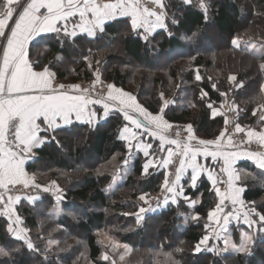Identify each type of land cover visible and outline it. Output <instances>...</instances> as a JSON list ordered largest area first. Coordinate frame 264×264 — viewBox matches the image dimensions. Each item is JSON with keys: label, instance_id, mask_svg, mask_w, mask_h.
Returning a JSON list of instances; mask_svg holds the SVG:
<instances>
[{"label": "trees", "instance_id": "trees-1", "mask_svg": "<svg viewBox=\"0 0 264 264\" xmlns=\"http://www.w3.org/2000/svg\"><path fill=\"white\" fill-rule=\"evenodd\" d=\"M204 3L206 14L200 0L190 4L164 0L166 29L148 36L147 42L142 32L137 35L131 30L129 19H118L108 23L95 38L77 36L73 40L64 38L62 33L40 37L32 42L29 58L34 66L37 62L40 68L49 66L63 84L87 83L94 77L92 69L99 68L104 81L135 95L153 114L163 104V93V99L171 103L163 113L165 119L178 126L191 125L200 138L219 137L227 115L213 118L212 109L226 103L228 97V105L235 104L237 108L233 111L236 124L258 126L261 115L253 113L263 102L264 0ZM234 39L238 46L233 44ZM251 44L259 48L250 47ZM116 55L121 57L116 59ZM218 65L222 71L214 77L211 73ZM233 73L237 74L236 85L229 81ZM197 75L200 80H196ZM240 83L243 86L237 88ZM202 92L207 93L203 98ZM125 124L119 112L96 126L76 123L56 132L59 143H45L36 151L28 165L30 173L37 175L51 165L72 177L71 186L62 185L63 214L56 217L52 213L56 203L50 194H44L35 203L23 200L19 204L18 216L30 230L36 250H29L23 240L12 237L6 219L0 216V247L10 253L0 264H79L77 252L83 253L90 264H117L123 251L113 253L99 239V233L107 229L120 246L131 249L124 264H264L262 231L252 230L250 253L194 251V246L208 233V213L219 202L205 177L195 189L189 180L184 182L185 194L195 201L194 207L182 199L147 215L142 223L137 221L138 199L142 194L148 198L158 195L165 173L143 174L146 159L141 153L131 154L119 139ZM80 144L88 147L93 163H87L89 158L84 156ZM128 163L130 171L124 181L115 180ZM239 168L246 188L245 202L264 213V171L249 161L241 162ZM114 184L118 188L112 191ZM197 214L199 219H192ZM72 216L78 219L73 220ZM40 219L50 222L44 231ZM51 227L61 229L50 236L57 242L52 248L45 235ZM240 229L251 231L242 225L234 230L236 244ZM70 239L81 243L66 250Z\"/></svg>", "mask_w": 264, "mask_h": 264}, {"label": "snow or ice", "instance_id": "snow-or-ice-1", "mask_svg": "<svg viewBox=\"0 0 264 264\" xmlns=\"http://www.w3.org/2000/svg\"><path fill=\"white\" fill-rule=\"evenodd\" d=\"M153 5L163 8L162 0H150ZM185 4H190L192 0H183ZM200 7L207 13V6L204 0H200ZM79 18V23H73L69 30V21L71 18ZM118 17L130 18V28L133 32L140 35V29H143L144 40L147 42L148 34L152 33L156 28H165L162 22V13H159L146 5L142 6L141 0H0V40L5 43L2 45V58H0V202L7 207V215L11 217L14 209L11 205L18 203L20 197L13 198L10 194L9 185H23L24 187L35 186L38 184H30L27 179V173L24 170L26 157L31 154L34 149L43 146L45 143L56 141V132L62 127L73 124L75 121L88 125H93L98 117V113L90 108V105L101 104L103 109V118H107L113 107L108 101L113 102L116 110L121 112L123 120L128 124L134 125L135 129L143 130V133L150 135L160 141V148L164 149L165 144L175 145L179 151L174 152L172 147L166 149L167 158L162 159V164L167 167L173 163V156H179V167L176 168L174 180L171 182L166 176L162 185V190L169 193L172 204H178V197L184 196L190 206H195V201L187 197L183 187L180 185L181 176L185 168H191L190 177L191 187L197 186V180L201 175L202 166L197 162L198 156L211 157L216 160L217 157H223L225 168L221 171L228 174V188L221 194L218 182L213 177L212 171L208 170L207 176L213 182L212 191L220 197L216 208L208 213L210 220L220 222L217 213L222 212L225 200H229L233 206L240 205L243 207L244 202L241 200L243 187H236L234 180L239 177L231 170L232 165L240 156H247L258 163L260 169H264V152H226L223 138L227 129L221 131L219 137L215 140H199L198 144L203 147H197L192 144L195 138L191 125L187 126L188 136L186 141L179 139H170L164 133L172 126L163 118L165 109L169 106V101L161 99L163 104L157 114L147 111L145 108L136 103L135 98L130 94L123 93L120 89H115L114 85H108L110 91L107 99H91L87 93L89 89H81L79 85H71V89L79 91V94H71L68 90L69 86L64 84L55 85V73L49 66H34L28 56L27 45L34 37L41 36L45 33H55L58 36L62 33L64 38L75 39L78 35L77 29L81 34H86L90 38H95L97 32L103 33L107 22L117 19ZM154 18V19H153ZM173 23H178L173 20ZM59 25V26H58ZM238 39V38H237ZM237 39L233 40V44L237 45ZM89 68L92 65L89 64ZM38 69V70H37ZM96 75V82L100 81L99 68L92 69ZM196 80L201 77L197 75ZM230 80H236L235 76ZM215 88V85H213ZM115 90V93L112 91ZM206 92H202V97L206 96ZM221 95H225L221 93ZM212 107L211 104L208 105ZM143 117L144 123L137 118L136 114ZM214 111L213 116L219 115ZM256 114L255 112L253 113ZM260 120L264 121V115L260 116ZM227 124L228 121L226 120ZM126 124L123 128L122 138L129 141L131 148V140L136 139L137 131H132ZM236 132H243L244 129L239 123L235 124ZM247 137L251 142L252 137H258L259 141L264 142V132L257 133L254 130L247 131ZM179 136V132L176 133ZM228 145L234 143L231 136L228 137ZM215 145L216 150H209L208 146ZM139 147V142L137 144ZM144 156H149L148 149L151 144H145ZM264 147V144L261 145ZM190 161V163H189ZM127 161H125L126 163ZM154 161L148 160L142 166L143 174H148L150 167H154ZM55 183V182H53ZM44 191H48L44 188ZM7 194V199L5 196ZM140 200L145 201L146 196L141 195ZM160 198H157L159 204ZM164 205H168L169 196L163 198ZM155 211L149 207H141L140 213ZM230 217L236 220L241 218L239 210L235 209L223 216L224 231H227V225L230 223ZM243 222L249 228L257 231H264V213H259L254 207L247 209L242 214ZM143 219L137 216V221ZM192 219H199V215H195ZM20 217L17 215L13 222L18 224ZM208 226L206 225V228ZM8 231L12 233L17 240H23L29 250H36L35 245L30 239L24 235L25 229L14 228L9 225ZM216 239L221 238V233L213 229ZM210 239L205 235L194 246L195 252L201 251V245L206 244ZM243 241L240 246L233 245L238 253L250 252L249 244L253 243V237L247 233L243 234ZM227 244V240H225ZM211 250V249H209ZM9 251L0 248V256H8ZM107 260V255L104 256Z\"/></svg>", "mask_w": 264, "mask_h": 264}, {"label": "crops", "instance_id": "crops-1", "mask_svg": "<svg viewBox=\"0 0 264 264\" xmlns=\"http://www.w3.org/2000/svg\"><path fill=\"white\" fill-rule=\"evenodd\" d=\"M147 2H150V0H146ZM107 2V0H106ZM142 2V0H141ZM151 3V2H150ZM162 4H163V8L161 7H158L157 5H153L151 3V5L153 6H156L158 9H157V12L159 13H162V22L166 25V10H165V7H164V0H162ZM142 6H144V4H142ZM118 19H129L128 17H118L117 19L115 20H118ZM154 19V18H153ZM115 20H112V21H115ZM112 21H109L106 23V25ZM73 23H79V18L78 17H75V18H71V20L69 21V30H71L72 28V24ZM105 25V26H106ZM59 26V25H58ZM165 28H156L152 33L148 34V36H151V35H154L155 33L161 31V30H165ZM140 32H142L143 36H144V32H143V29H140L139 30ZM77 32H78V35L77 36H87L86 34H81L79 32V29H77ZM50 34H54V33H45V34H42L41 36H37V37H34L33 39H31L29 42H28V45H27V50H28V56H29V50H30V46L32 44V42H34L36 39L40 38V37H43V36H47V35H50ZM99 34V32H97L96 36ZM88 37V36H87ZM90 38V37H89ZM5 42L2 40V44H4ZM0 58H2V48L0 50ZM30 59V58H29ZM100 82V81H99ZM236 82V80H235ZM54 84L56 85V78L54 77ZM110 85V84H108ZM115 86V85H114ZM243 84L240 83L237 88H240L242 87ZM109 89V88H108ZM115 89H119L115 86ZM110 91V89H109ZM108 91V92H109ZM115 93V90H112ZM123 93H126L124 91H122ZM71 94H79V93H71ZM108 95V94H107ZM107 95L105 96H89L91 99H100L102 102L105 101L107 99ZM136 101V100H135ZM109 104L113 107V110L109 113L108 117L115 113V112H119L116 110V106L113 104V102L111 101H108ZM136 103H138L136 101ZM139 104V103H138ZM140 105V104H139ZM141 106V105H140ZM90 108L94 111H96L98 113V117H97V120L96 122L93 124L94 126L104 122L107 118H103V109H102V106L101 104H96V105H90ZM225 109V105H220L218 107H214L212 109V117L215 118V117H219V116H223V115H227L226 112L224 111ZM148 111V110H147ZM216 111V112H219L220 114L219 115H215L213 116V112ZM232 111H235V108L233 107L232 108ZM121 115L122 113L119 112ZM123 116V115H122ZM137 118L141 120L142 123H144V119L143 117L139 116V114L137 113L136 114ZM163 118L165 121H167L163 115ZM73 124H85V123H82V122H77L75 121V118L73 117ZM126 124H128L127 121H125ZM168 122V121H167ZM169 123V122H168ZM72 124V125H73ZM125 124V125H126ZM171 124V123H169ZM71 126V125H70ZM128 126L130 127V129L132 131H137L138 133H143V130H137L135 129V126L134 125H130L128 124ZM171 128L168 129L167 132H165L164 134L170 138V139H179V140H182V141H186V138L188 136V132H187V126L188 125H182V126H178V125H174V124H171ZM180 127V129L178 130L176 127ZM66 127H69V126H66ZM66 127H62V128H66ZM61 128V129H62ZM124 128V127H123ZM123 128L122 130L120 131V134H119V139L123 142L126 143L127 147H128V150L130 151V153H141L143 155V157L146 159L145 162H147L148 160H153L154 161V164L155 166L154 167H150L149 170H148V173L151 172V171H156V172H164L165 173V177L167 176L169 178V181L171 182L172 180H174V176L175 175H171V165H168L167 167H165L163 164H162V159H166L167 158V151L166 149L169 148V147H172L174 152L176 151H179V149L175 146V145H168V144H165V148L164 149H161L160 148V141L154 137H152L150 135V133H143L142 135H138V137L136 139H132L131 137H129V140H131V145L132 147L130 148L129 147V141L128 140H125L124 138H122V133H123ZM193 128V127H192ZM251 129V128H249ZM225 130V128L223 129V131ZM252 130V129H251ZM255 131V130H254ZM179 132V136L176 135V133ZM257 133L259 132H264V130L262 131H256ZM193 134L195 136L196 139H194L192 141V144L197 146V147H203V146H200L198 144V141L199 140H208V139H204V138H200L198 136H196L195 132H194V129H193ZM258 139V137H255ZM215 140V139H214ZM259 140V139H258ZM139 142V147L137 146ZM223 143L224 145L226 146L223 150L226 151V152H239V153H246V152H256V151H253L251 149H247V150H242V149H231V147L229 148L228 147V143H227V138L225 139V137L223 138ZM264 144V142H262ZM145 144H151L152 147L150 149H148L150 155L149 156H144V147L143 145ZM44 146V145H43ZM41 147L39 148H36L33 150V152L31 154H28L27 157H26V162H25V165H24V170L25 172L27 173V179H29L30 181V184H37L35 182V180L33 179V176L31 175V173L28 171V165L33 161L34 157L37 155L36 154V151L39 150ZM208 149L209 150H216V146L215 145H211V146H208ZM175 156V155H174ZM173 156V157H174ZM180 159V157H179ZM244 161H249L251 162L253 165H255L257 168H259L258 166V163L256 161H254L253 159H249L247 156H240L239 158L236 159V161L234 162V164L232 165V168L231 170L234 171V173L239 177L238 180H234L233 181V184L234 186L236 187H243L244 188V191L241 193V200L244 202L243 204V207H241L239 204L238 205H235L233 206L231 204V202L229 200H225L224 202V205H222V208H223V211L222 212H218L217 213V216L218 218H220V222L217 223L216 220H210L209 219V225H208V233L207 235L210 237V239L206 242L205 245H208V246H213V243L214 244H217L219 241L224 244L225 243V240H223V236L221 238V240H219L218 242H216V240H214L213 236H211L210 234L213 232V229H218L220 231H223L224 233L226 231L223 230L224 228V224H223V216L225 214H227L228 212L230 211H233L234 208L239 210V212L241 213V218L239 220H236V219H233L230 217V223L226 226L227 227V230L232 227L234 224H241L242 226H245V227H248L246 224H244L243 222V218H242V214L249 208H251V206L249 204H247L244 200V192L246 190V188L242 185V180H241V173H240V168H239V164L241 162H244ZM197 162L202 166V169H201V175L199 177V179L197 180V184L199 182V180L202 178V177H205L210 183L211 185L213 186V182L210 181L208 179V176H207V172L208 170H211L212 171V175L213 177L217 180L218 184L217 186L220 188V191H221V194H223L225 192V190L228 188V184H227V181H228V174L227 172H223L221 171L222 168H225L226 165L224 163V159L223 157H217V159L214 161L212 160V158L209 156V157H204V156H198L197 157ZM190 163V161H189ZM260 169V168H259ZM264 171V169H261ZM191 174H192V170L191 168H185L182 176H181V180H180V185L183 187L184 189V182L189 180L190 181V184H191V180H190V177H191ZM12 185H9L8 187H11ZM31 188L29 189H33L34 190V194H24V193H18V194H11L13 196V198L19 196L21 199L18 203H15L13 205H11L10 207H12L14 209V212H13V215L12 216H16V214L18 215L17 213V207L19 206V204L25 200V201H28L30 203H35L37 202L40 198H39V195L40 194H43V193H47V191H44V188L42 186H40L39 188H36L35 186H30ZM0 191H5L4 189H0ZM184 193H185V189H184ZM166 196H169V203L168 205H164L163 203V199L160 198V201H159V204L158 202L156 204H153L152 202L149 203L150 206L154 205L153 209H155L154 212L152 213H158L160 212L161 210H164L166 209L169 205H171V197H170V194L166 192L165 194ZM218 197V196H217ZM5 199H7V194L5 196ZM178 199V202L180 199H185V197L182 195L180 197L177 198ZM218 199L220 200V197H218ZM219 203V202H218ZM7 207L3 202H0V216L2 217H5L8 219V215L6 214L7 213ZM249 228V227H248ZM251 229V228H250ZM255 230V227L252 228V230ZM256 231V230H255ZM26 233V232H25Z\"/></svg>", "mask_w": 264, "mask_h": 264}, {"label": "rangeland", "instance_id": "rangeland-1", "mask_svg": "<svg viewBox=\"0 0 264 264\" xmlns=\"http://www.w3.org/2000/svg\"><path fill=\"white\" fill-rule=\"evenodd\" d=\"M142 4H144V5H146L147 7H149V8H152L153 10H155V11H157V7L156 6H153V5H151V3L150 2H147L146 0H142ZM237 44L239 45V43H238V41H237ZM2 40H0V50H1V48H2ZM250 47H254V48H256V49H258L259 48V46H255V45H249ZM74 55V54H73ZM72 55V56H73ZM116 59H118V58H120L121 57V55H116ZM115 58V57H114ZM120 60H122V59H120ZM98 65V64H97ZM221 67L218 65V67L216 68L217 70L216 71H214V72H212L211 74H212V76H217V75H219V72H220V69ZM51 69V68H50ZM52 70V69H51ZM230 71H231V69H229ZM236 69H234V71H235ZM53 71V70H52ZM222 71V70H221ZM233 71V70H232ZM231 71V72H232ZM54 72V71H53ZM55 73V72H54ZM99 75H100V82H96V75L94 74V77H93V79L91 80V81H89V82H87V83H85V82H77V83H65L64 85H66V86H69V85H79L80 86V88L81 89H84V88H87V89H89V92L87 93V95H89V96H105V95H107L108 94V91H109V89H108V84H110V85H113L112 83H110V82H106V81H104L102 78H101V74H100V71H99ZM232 76H235L236 77V80H237V74H235V73H233V74H231L230 76H229V81L232 83V84H234V85H236V82H235V80L233 81V80H230V77H232ZM55 78H56V85H60V84H63V83H60L58 80H57V77H56V74H55ZM118 88V87H117ZM120 90H122V91H124V92H126L127 94H130L132 97H134L135 98V100L138 102V100H137V98H136V96L135 95H133V94H131V93H129V92H127V91H125V90H123V89H121V88H119ZM262 90H263V92H262V101L263 102H261L256 108H255V113L257 114V113H259L260 115H264V84L262 85ZM70 93H79V91H75V92H70ZM101 93H102V95H101ZM164 99H166V98H164ZM166 100H168V99H166ZM230 100V97H228V100H226L227 102L226 103H224L223 105H225V108H228L229 107V112H227L226 114H227V118H226V120L228 121V123H229V116L231 115V113H233V111H232V108L233 107H230V105H228V104H231V103H228V101ZM169 102H170V100H168ZM230 102V101H229ZM139 103V102H138ZM140 104V103H139ZM171 103H169V105H170ZM141 105V104H140ZM232 105H234V108H235V110L237 109L235 106V104H232ZM142 106V105H141ZM143 107V106H142ZM144 108V107H143ZM230 114V115H229ZM234 114V113H233ZM164 115V114H163ZM236 119H235V121L232 123V124H229L228 125V123L227 124H225V129H227L226 127H229L230 125H233L234 127V131H235V124H236ZM260 124H258V126H253V127H250V126H244V125H241V127L244 129V131L243 132H236L237 133V136H239L240 137V139H241V142L242 143H245V144H251V142H252V144H254L255 146H257V148L258 149H262L263 151H264V147H261V145L263 144L261 141H259L257 138H255V137H252L251 138V142H249V138L247 137V131L248 130H255V131H262V130H264V121H260L259 122ZM178 130L180 129V127H176ZM249 128H251V129H249ZM231 129V128H230ZM229 136H231V134L230 133H228L227 131H226V135H225V139L227 138V141H228V137ZM232 137V139H233V141H234V143L232 144V145H228V147L230 148L231 147V149H244V150H247V149H245V147L244 146H239V147H235L234 146V144H235V142H236V140H237V138L236 137H233V136H231ZM80 146H81V148H83V154H84V156H86V157H88L89 159H88V164L90 163V162H92L93 163V161H92V159H91V154H90V151H89V149H88V147L87 146H84V145H81L80 144ZM65 152H67V150L65 149ZM97 162L95 161L94 162V164H96ZM129 164V165H128ZM126 166H124L123 167V169L121 170V172L115 177V180L117 179V181H120V182H123L124 181V179L127 177V175H128V173H129V171H130V163H128ZM178 167H179V165H178ZM41 168H44L43 166L41 167ZM31 175L33 176V179L35 180V182L38 184V185H40V186H42L43 188H47L48 189V191H47V193H43V194H40L39 195V198L41 199L43 196H44V194H50L51 196H53V198H54V201H55V203H56V207H55V209H54V211H52V213H54V215L56 216V217H59V216H61L63 213V208H62V204H63V200H64V196H63V194L65 193V189H64V187H62V185H65V186H67V185H69V186H71V180H72V177H71V175L70 174H68V173H66V172H63V171H56V170H54L53 169V167L51 166V165H48V166H46L45 168H44V172H41V173H39V174H32L31 173ZM52 178V179H51ZM53 182H55V183H53ZM69 182H70V184H69ZM117 185L116 184H114L113 186H112V188H111V190L113 191H115L118 187H116ZM13 187V186H12ZM13 188H17V189H29V188H31V187H24L22 184L21 185H15ZM163 191V190H162ZM110 193H111V191H110ZM165 194H166V192H165ZM166 196V195H165ZM164 196V197H165ZM158 197H160L159 196V194L158 195H156V196H153V197H147L146 196V200H147V203H145V201H142V200H140V198L138 199V202H139V204H138V207H144V208H149V207H151V208H153L154 207V205H152V206H150L149 205V203H153V204H156L157 203V198ZM164 197H161V199H163ZM39 199V200H40ZM38 200V201H39ZM180 200H182V199H180ZM179 200V201H180ZM79 211H81V209H78ZM152 212H154V211H148V212H145V213H140L139 211L135 214V216H136V218H137V216L139 215V216H142L143 217V219H141V220H139V223H142L143 222V220H144V218L147 216V215H149V214H152ZM16 216H17V214H16ZM16 216L14 217V216H11V217H9L8 216V219L7 218H5L6 219V222H7V229H8V227H9V225L10 224H12V226L14 227V228H17V229H19V228H23V229H25V232L26 233H24V235L26 236V238L27 239H30V230L28 229V228H26L25 227V223H24V220L22 219V218H20V221H19V223L18 224H15V223H13L15 220H16ZM72 219L73 220H76V219H78V217L77 216H72ZM39 222L41 223V229L44 231V229H45V227H46V225H48V224H50V222L48 221V220H44V219H40L39 220ZM209 225V224H208ZM240 226H241V224H234L232 227H230L225 233L223 232V231H220V230H218V229H216V231L217 232H220L221 233V238H222V236L224 237L223 238V240H227V244L226 243H224V244H222L219 240H221V238L218 240V239H216V237H215V235H214V233L212 232L210 235L211 236H213V238H214V240H216V242H218L217 244H214L213 243V246H208V245H201L200 247H201V251H207V252H213V253H218V254H220V253H234V254H236V253H238V252H236L235 250H234V248H233V245H235V246H240L241 245V243L242 242H244L243 241V234H245V233H247V234H249V235H251L252 236V228H251V231L250 232H247V231H245V230H243V229H240L241 231H239V241H237V244H236V242H235V231L234 230H239V228H240ZM208 228V227H207ZM233 228V229H232ZM41 229H40V233H41ZM51 230H49V231H47L46 233H45V235H47L48 236V242H47V244H48V246L49 247H54L55 246V244L57 245V242L54 240V239H52V237H50V236H52V234H54V232H57V231H59V230H61L60 228H57V227H51L50 228ZM254 230V229H253ZM256 230V229H255ZM9 232V231H8ZM237 232V231H236ZM256 232H257V230H256ZM262 232H264V231H262ZM9 234L12 236V237H14V235L12 234V233H10L9 232ZM237 234H238V232H237ZM15 238V237H14ZM99 239H100V242L105 246V248H108L109 247V249L111 248L113 251V253H116L118 250H122L123 252L119 255V257L117 258V264H124L125 262H126V260H128V258H129V256H130V253H131V249L130 248H128V247H122V246H120V244L116 241V239L114 238V235L113 234H111L109 231H108V229L106 230V231H103V232H100L99 233ZM31 240V239H30ZM81 242L80 241H73V240H69L66 244H65V249L66 250H70L71 248H73L74 246H76V245H78V244H80ZM251 244H249L248 246H249V249H250V246ZM1 248V247H0ZM3 249H5V248H3ZM209 249H211V250H209ZM6 250V249H5ZM77 252V251H76ZM250 253V252H249ZM9 256V255H8ZM8 256H0V261H2L3 259H8L9 257ZM76 260H81V262L80 263H85V264H90L88 261H86V258H85V256H84V254L83 253H80V252H77L76 253ZM78 262V261H77ZM79 263V264H80Z\"/></svg>", "mask_w": 264, "mask_h": 264}, {"label": "built area", "instance_id": "built-area-1", "mask_svg": "<svg viewBox=\"0 0 264 264\" xmlns=\"http://www.w3.org/2000/svg\"><path fill=\"white\" fill-rule=\"evenodd\" d=\"M70 86L71 85H69V88H68L69 92H74L71 89ZM101 95H102V93H101ZM224 111L226 113L229 112V107L228 108H225ZM235 119H236L235 114L231 113V115L229 116V123H228V125L229 124H232L235 121ZM233 127H234L233 125H230L229 127H226V128H227V132L230 133L231 136L237 138V140H236V142L234 144L235 147L244 146L245 149H251V150L256 151V152H264L262 149H258L257 146H255L254 144H252V142H251V144L242 143L240 137L237 136V133L234 131V128ZM179 160H180L179 159V156H174L173 157V163L171 165V172H172L171 175H175L176 168H178V165H179ZM9 189L11 190V192H10L11 194H18V193L19 194L20 193H24V194H34V190L33 189H17V188H13L12 186L9 187ZM159 196L160 197H164L165 196V191H161L159 193Z\"/></svg>", "mask_w": 264, "mask_h": 264}]
</instances>
